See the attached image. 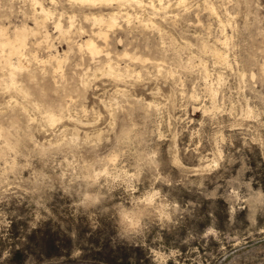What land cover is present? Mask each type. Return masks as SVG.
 I'll return each instance as SVG.
<instances>
[{
  "label": "rangeland",
  "instance_id": "374dc122",
  "mask_svg": "<svg viewBox=\"0 0 264 264\" xmlns=\"http://www.w3.org/2000/svg\"><path fill=\"white\" fill-rule=\"evenodd\" d=\"M140 1L0 0V264H264V0Z\"/></svg>",
  "mask_w": 264,
  "mask_h": 264
},
{
  "label": "bare ground",
  "instance_id": "6f19581e",
  "mask_svg": "<svg viewBox=\"0 0 264 264\" xmlns=\"http://www.w3.org/2000/svg\"><path fill=\"white\" fill-rule=\"evenodd\" d=\"M70 1L74 2L75 4L76 3H80V4H84V6L88 5V6H93V7L99 6V5H104V4H107V5L109 4L110 5V4H113V3H119L120 5L128 4V3H135L137 5H142L143 4V2H141L140 0H70ZM159 1H160V4H161V5H159V7L163 6V0H158V2ZM53 3H55V2H53ZM35 4H36V2H35ZM150 4H151V6L155 5V4L152 5V3H150ZM150 4L148 6H150ZM145 5L147 6V4H145ZM168 5L166 7H168ZM40 7H41L40 14H42L46 18H48L50 16L51 12L47 11L43 6H40ZM161 9H163V7ZM165 10L166 9H164V11ZM212 14H214V13L212 12ZM119 18H120V14L119 13H113L108 18H105L102 15H100V16L93 15V17L91 18L92 22L95 25L101 27L100 31L98 33H96V36L98 38H100V40H104L106 42L108 40V32L113 30L119 24ZM57 29H59L61 31L63 30L61 22H59L57 24ZM62 32H64V31H62ZM36 33H37L36 29H31L28 26L24 25V26L15 28V30L12 33V35H9V32H8L7 28L0 27V47L3 49L2 51H4L5 48L8 49L7 50V54H6V55H8L7 58H6V63L8 64V66L12 70L25 69L24 67L26 65H24L25 63H23V60L26 58L25 50H26V47H27V44H28V40H29V37L31 35H35ZM44 36H45V38H47L48 34H45ZM79 48L81 50L85 49V51H88L91 55H98L99 53L101 54V51L99 50L100 47L98 46V44L96 43V41L94 39H88V40L84 41L83 44H80ZM219 56L220 57H224V56H221V55H219ZM14 58L18 59V61L16 63L13 62ZM56 61H59V58L57 56H56ZM111 65H109L110 69L109 68L108 69L112 71L114 67H111ZM58 69H62L60 63H59V68ZM107 72H108V70H107ZM110 73H111V75L114 74L112 72H110ZM110 73H108V76H109ZM116 74H117V72H116ZM116 74H114V75H116ZM120 76H121V74H120ZM12 83L15 85L14 78H12ZM51 119H52V117H51ZM53 120H54V118H53ZM49 121H51V120H48V122ZM54 121H56V120H54Z\"/></svg>",
  "mask_w": 264,
  "mask_h": 264
},
{
  "label": "clouds",
  "instance_id": "9594fccd",
  "mask_svg": "<svg viewBox=\"0 0 264 264\" xmlns=\"http://www.w3.org/2000/svg\"><path fill=\"white\" fill-rule=\"evenodd\" d=\"M116 179V177H113ZM86 200L91 201V205L82 204L84 207L92 206L99 204V200L95 197H86ZM157 198L154 194L145 195L141 200L138 201L139 204L144 205L146 208H151L155 206ZM118 236L121 239L132 240L136 237L141 236L145 229V225L143 223V217L138 213L136 207L126 208L121 206L118 212V220L116 221ZM157 264H159V260L157 258Z\"/></svg>",
  "mask_w": 264,
  "mask_h": 264
}]
</instances>
